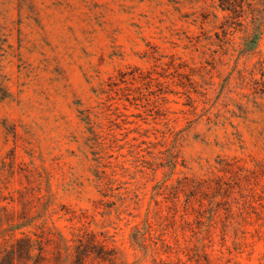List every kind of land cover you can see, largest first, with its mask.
I'll list each match as a JSON object with an SVG mask.
<instances>
[{"label":"rangeland","instance_id":"rangeland-1","mask_svg":"<svg viewBox=\"0 0 264 264\" xmlns=\"http://www.w3.org/2000/svg\"><path fill=\"white\" fill-rule=\"evenodd\" d=\"M10 257L264 264V0H0Z\"/></svg>","mask_w":264,"mask_h":264},{"label":"trees","instance_id":"trees-1","mask_svg":"<svg viewBox=\"0 0 264 264\" xmlns=\"http://www.w3.org/2000/svg\"><path fill=\"white\" fill-rule=\"evenodd\" d=\"M28 243H29V242H26V243H24V244H28ZM25 253H26V255L31 256V253H32V246L28 247V250H26ZM103 259H105V258L103 257ZM8 264H13V260H11V257L8 258Z\"/></svg>","mask_w":264,"mask_h":264}]
</instances>
